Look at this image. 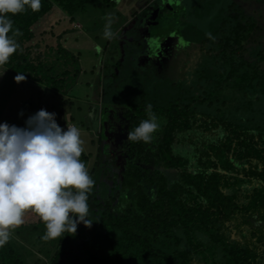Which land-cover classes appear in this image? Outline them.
<instances>
[{"label":"trees","instance_id":"1","mask_svg":"<svg viewBox=\"0 0 264 264\" xmlns=\"http://www.w3.org/2000/svg\"><path fill=\"white\" fill-rule=\"evenodd\" d=\"M100 1L114 0H41L38 12L25 6L24 12L5 14L13 22L9 36L17 28L23 35L15 37L20 47L2 67L23 73L36 87L69 93L82 70L79 58L62 42L66 32H59L66 18L75 21ZM161 1H152L150 10L166 9ZM239 1L244 7L249 0ZM167 2L176 10L172 18L159 9L146 14L149 23L144 13L138 18L141 55L150 52L144 46L151 38L165 46L176 31L182 33V24L189 25L186 12L176 9L183 1ZM229 2L235 9L225 15L230 20L222 24L224 32L209 38L204 31L195 39L217 48L231 33L240 53L218 54V60L198 63V70L177 63L180 86L158 85L152 92V84L142 82L143 91L118 111L129 109L124 113L133 130L148 119L150 104L165 121L162 130L148 144L126 138L120 157L100 147L94 158H84L94 181L88 194L92 226L80 223L75 235L45 240V223L28 210L24 223L11 229L9 241L0 247V264H264V26L236 0ZM257 36L262 43L249 48L250 60L246 44ZM195 44L189 47L192 55L200 45ZM68 76L73 81L66 85ZM47 97L43 109L49 111ZM247 104L261 110L245 114ZM113 118L122 122L118 112Z\"/></svg>","mask_w":264,"mask_h":264},{"label":"rangeland","instance_id":"2","mask_svg":"<svg viewBox=\"0 0 264 264\" xmlns=\"http://www.w3.org/2000/svg\"><path fill=\"white\" fill-rule=\"evenodd\" d=\"M152 1L154 0H121L119 2L114 0L110 3L100 1L99 4L92 5V7L88 6L87 10L80 13L75 21L66 18L64 27L59 34L63 31L66 32L62 42L79 58L82 70L69 93H66L65 89L57 93L53 89L46 90L43 87H36V82L27 77L26 80L17 83L14 76L9 77V72L5 73L0 70V123L7 122L21 128L25 127L27 118L46 106L48 95L51 101L48 112L56 113L55 118L61 128L67 130L68 124L74 123L80 129L84 149L80 156L81 162L85 164V157L94 158L100 147H103V150L110 156L117 154L120 157V150L126 145L122 142L127 138L130 128H128V119L124 113L129 109L124 108L122 113L118 109L122 103L129 102L130 98L133 102L132 99L143 91L140 89L142 82L146 81L147 84H152V92L158 85L167 88L171 84L180 86V83L177 82L179 80L174 74L175 66H179L178 61L183 64H194L198 70L201 67L198 63L208 64L218 60V54L223 55L232 51L240 53L242 50L237 39L231 33H227L228 31L221 46H217V48H214L206 40L199 41L200 37L195 39V36L199 34L215 35L224 32L221 26L230 20V16L225 15L235 9L234 6H229V0H182L183 3L176 9L178 13L186 12L187 15H184V18L189 25L182 24V33L179 35L176 32L175 39L184 41L183 46L187 48L182 56L181 51L176 49L175 54H171L172 57L169 61H161L160 71L155 70L157 61H152L147 54L141 55V49L136 48L137 43L143 46L142 41H136L137 27L143 26L142 21L137 22L138 18L142 13L145 17L146 14H151V11L157 13V9L162 12H170L168 14L172 18L175 16L176 10L168 2L165 3L166 9L155 6L150 10ZM161 2L163 3L164 0ZM236 2L240 4L239 0ZM243 5L244 7L241 5L243 10L248 15L255 16L259 22H262L260 25L264 26V0H249L248 3L245 1ZM56 10L62 14L59 7ZM109 14L114 18L113 31L119 32L117 39L107 40L103 37L106 17ZM149 19L150 16L147 17L148 23ZM151 21L154 23L153 20ZM173 22L177 24L178 19L175 17ZM199 23L203 24V27L199 26ZM190 35L193 36L190 38ZM52 39L54 44L55 40ZM209 40L211 41V39ZM190 43H194L195 46V43H200L196 47L194 55L189 51L192 49L189 47L193 46ZM259 43L262 42L257 36L246 44L248 48L245 53L246 58L254 60L248 51L249 48L253 49ZM147 44L144 49L148 50L149 48L150 55H153L152 45L147 47ZM154 47L158 56L155 55L153 58L158 57L160 60L169 55L168 45L159 47V43H156ZM66 81V85H68L73 79L68 76ZM252 108L258 110L260 105L247 104L245 114H249ZM117 112L122 122L113 118ZM100 141L102 145H100ZM104 156L102 154V158ZM12 232L10 230L11 234ZM33 241L36 243V240ZM41 245L44 246L45 243ZM52 247V245L49 246L51 251H53ZM40 256L43 257V254L40 253Z\"/></svg>","mask_w":264,"mask_h":264},{"label":"clouds","instance_id":"3","mask_svg":"<svg viewBox=\"0 0 264 264\" xmlns=\"http://www.w3.org/2000/svg\"><path fill=\"white\" fill-rule=\"evenodd\" d=\"M25 6L38 12L41 0H0V66L20 47L15 37L23 35L17 28L9 36L13 22L5 14L24 12ZM113 23L109 14L103 32L107 40L119 38ZM14 79L20 83L26 76L20 73ZM146 112L148 119L127 133L129 142L151 143L162 130L165 121L150 104ZM55 117V112L41 108L27 118L23 128L0 123V247L9 241L10 230L24 223L28 210L45 223V240L64 233L75 235L80 223L92 226L88 194L94 181L80 161L84 150L80 129L71 123L64 130Z\"/></svg>","mask_w":264,"mask_h":264},{"label":"flooded vegetation","instance_id":"4","mask_svg":"<svg viewBox=\"0 0 264 264\" xmlns=\"http://www.w3.org/2000/svg\"><path fill=\"white\" fill-rule=\"evenodd\" d=\"M164 2H167V0H164ZM150 15V14H149ZM148 17V15H146V18ZM143 28V27H142ZM144 32H146L145 31V29H144ZM177 32V31H176ZM178 33V32H177ZM176 34V33H175ZM174 34V38H175V35ZM154 38H156V37H154ZM173 38V36L172 37H170L168 40H170L169 41V43L167 44L168 46H169V49H171V51H175L176 49L177 50H180L181 52V56L182 55H184V51H185V49L187 48H185L183 45H184V41L182 42V40L181 39H174ZM160 41L159 40H153V38H151L150 39V41L148 42V44H147V47H150L151 45H152V49H153V55H150L151 53H147V56H149L150 57V59L152 60V61H157V66H156V69L155 70H157V71H160V64H162V62L161 61H165V62H167V61H169L170 60V57H172L171 56V53L169 54V55H167L166 57H164V58H162V59H160L159 60V58L158 57H156V58H153V56H155V55H157L158 56V52H156L155 51V47H154V45L156 44V43H159ZM147 48H145L144 50H146ZM145 53H146V51H145ZM149 54V55H148ZM174 54H175V52H174ZM174 56V55H173ZM167 59V60H166ZM177 63H181L180 61H178ZM183 64V63H182Z\"/></svg>","mask_w":264,"mask_h":264},{"label":"crops","instance_id":"5","mask_svg":"<svg viewBox=\"0 0 264 264\" xmlns=\"http://www.w3.org/2000/svg\"><path fill=\"white\" fill-rule=\"evenodd\" d=\"M169 15V14H168ZM171 16V15H170ZM0 70L4 71L5 73L9 72L8 75L10 74L9 77L11 76H17L19 73H16L15 71H12L11 69L7 70L5 68H3L2 66H0ZM6 75V74H5Z\"/></svg>","mask_w":264,"mask_h":264},{"label":"water","instance_id":"6","mask_svg":"<svg viewBox=\"0 0 264 264\" xmlns=\"http://www.w3.org/2000/svg\"><path fill=\"white\" fill-rule=\"evenodd\" d=\"M169 40H168V38L162 43V45L164 44V45H167L169 42H168ZM159 46H160V43H159Z\"/></svg>","mask_w":264,"mask_h":264}]
</instances>
